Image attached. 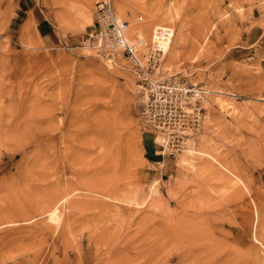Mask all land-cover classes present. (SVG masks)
I'll list each match as a JSON object with an SVG mask.
<instances>
[{
    "label": "rangeland",
    "instance_id": "rangeland-1",
    "mask_svg": "<svg viewBox=\"0 0 264 264\" xmlns=\"http://www.w3.org/2000/svg\"><path fill=\"white\" fill-rule=\"evenodd\" d=\"M100 1L0 0V264H264V0H110L205 91L170 152Z\"/></svg>",
    "mask_w": 264,
    "mask_h": 264
},
{
    "label": "built area",
    "instance_id": "built-area-1",
    "mask_svg": "<svg viewBox=\"0 0 264 264\" xmlns=\"http://www.w3.org/2000/svg\"><path fill=\"white\" fill-rule=\"evenodd\" d=\"M99 22L101 28L96 37H109L116 45H120L123 53L130 59L133 67L142 78V87L149 91L147 106L143 108V122L158 130L164 136L166 145L163 149L180 150L184 137L189 129L199 128L198 115L194 117L195 109L191 105L190 93L193 87L181 83L176 79L155 80L160 60L162 47L159 43L151 45L149 51L141 57L146 59L143 64L136 49L124 42L123 33L127 21H118L113 14L110 0L98 2ZM102 44L97 42V46ZM198 130V129H197ZM169 146V147H167Z\"/></svg>",
    "mask_w": 264,
    "mask_h": 264
},
{
    "label": "bare ground",
    "instance_id": "bare-ground-1",
    "mask_svg": "<svg viewBox=\"0 0 264 264\" xmlns=\"http://www.w3.org/2000/svg\"><path fill=\"white\" fill-rule=\"evenodd\" d=\"M101 39H103V43H101L100 41H101ZM123 40H124V42H126V43H128L129 45H131V46H133L135 49H136V47L133 45V44H130L124 37H123ZM97 41H98V44L99 43H101L102 45L101 46H97V49L98 50H104V51H108V54H109V52L111 53V51H113L112 49H117V51H120L123 55H125L124 53H123V51H122V49H121V46L120 45H116L115 43H114V41L111 39V38H109V37H101V36H98V38H97ZM146 52H148V51H146ZM162 53V56H163V51L161 52ZM145 55V54H144ZM143 55V56H144ZM126 56V55H125ZM127 57V56H126ZM128 58V57H127ZM129 59V58H128ZM130 60V59H129ZM132 63V62H131ZM146 63V62H145ZM160 63H161V60H160ZM133 65V64H132ZM159 67H160V65H159ZM158 67V68H159ZM155 80H166V79H156V78H154ZM194 89V88H193ZM198 91H196V89H194V91L193 92H191L190 93V97L189 98H194V97H199L201 94H203V93H201V92H203L204 91V89H197ZM196 91V92H195ZM205 92V91H204ZM146 106H147V104H146ZM149 106H147V108H148ZM195 115H194V117L195 116H197L198 115V119H199V125H201V122H202V119H201V116L199 115V113H194ZM143 115V114H142ZM202 115V114H201ZM148 126H150V125H148ZM150 127H152V126H150ZM153 128V127H152ZM197 129H199L198 127H197ZM197 129H189L188 131H186V133H189V134H194V133H196V131H198ZM156 130V129H155ZM158 131V130H157ZM159 132V131H158ZM185 137H184V140H183V143L180 145L181 147H180V150L182 149V147H183V145H184V143H185ZM161 145H163V146H165L166 145V141H165V139H164V136L162 135V142H161ZM167 147H169V146H167ZM165 151H178V149H175V150H172V149H170V148H166L165 149ZM123 201H127L126 200V198H124V199H122ZM56 219V218H55ZM183 252H179V255H181ZM185 253V252H184ZM183 253V254H184ZM191 254V253H190ZM191 255H193V254H191ZM177 256V255H176ZM195 256V255H194ZM184 257V256H183ZM182 257V258H183ZM188 257V256H187ZM191 257V256H190ZM193 257V256H192ZM173 258V257H172ZM179 258H181V256L179 257ZM195 258V257H194ZM193 258V259H194ZM185 259V258H184ZM183 259V260H184Z\"/></svg>",
    "mask_w": 264,
    "mask_h": 264
}]
</instances>
